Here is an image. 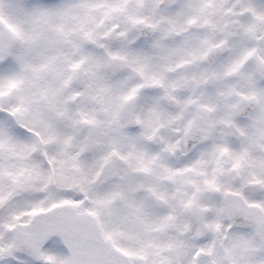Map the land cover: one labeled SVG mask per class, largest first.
Returning a JSON list of instances; mask_svg holds the SVG:
<instances>
[{"label":"snow or ice","instance_id":"6c2138e0","mask_svg":"<svg viewBox=\"0 0 264 264\" xmlns=\"http://www.w3.org/2000/svg\"><path fill=\"white\" fill-rule=\"evenodd\" d=\"M0 264H264V0H0Z\"/></svg>","mask_w":264,"mask_h":264}]
</instances>
